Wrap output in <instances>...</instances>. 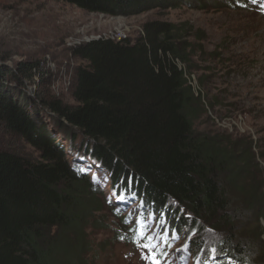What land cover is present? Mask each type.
<instances>
[{
  "label": "trees",
  "instance_id": "16d2710c",
  "mask_svg": "<svg viewBox=\"0 0 264 264\" xmlns=\"http://www.w3.org/2000/svg\"><path fill=\"white\" fill-rule=\"evenodd\" d=\"M63 1L88 12L133 15L179 0ZM177 27L149 20L133 40L98 37L76 45L72 55L84 62L72 92L76 105L50 101L48 107L93 141L87 153L110 173L113 187L125 191L132 184L134 197H122H138L142 212L155 215L158 231L177 222L189 232L208 226L222 237L194 239L190 254L206 258L215 249V261L258 264L264 257L254 243L262 234L256 221L264 214V175L257 157L264 153L245 135L196 130L203 95L180 65L187 47ZM19 69L30 72L28 64ZM5 75L0 71V80ZM24 107L0 90V124L38 152L29 159L0 150V264H88L86 229L104 227L98 199Z\"/></svg>",
  "mask_w": 264,
  "mask_h": 264
},
{
  "label": "rangeland",
  "instance_id": "374dc122",
  "mask_svg": "<svg viewBox=\"0 0 264 264\" xmlns=\"http://www.w3.org/2000/svg\"><path fill=\"white\" fill-rule=\"evenodd\" d=\"M262 5L264 0L257 4L251 0H179L175 7L107 15L88 12L63 0H0V71L6 72V78L0 80V90L14 96L39 125L46 127L73 169L81 178H87L91 193L98 199L97 218L102 219L104 227L86 229L91 240L86 254L88 264H149L150 258H144L147 249L142 245L148 244L146 237H154L150 241H157L160 246L161 236L157 225L151 224L152 217L137 204L138 197L122 200V191L116 189L118 183L113 187L110 173L89 157L86 147L93 141L48 110L50 101L62 106L76 105L72 92L77 69L84 62L72 55L73 47L98 37L133 40L149 20L176 24L179 40L187 47L186 63L179 64L186 69L194 90L203 95L204 111L195 122L196 130L226 132L233 137L245 135L259 147L256 152L264 153ZM27 64L30 72L23 73L19 68ZM0 150L29 159L38 157L21 134L4 124H0ZM257 161L264 175V157H257ZM141 219L149 228L138 239L136 225ZM256 222L262 234L254 243L261 245V251L264 214ZM176 226L171 227L169 234L175 231L179 240L168 256L157 252L160 264H166L168 259L171 264H192L194 254H190L189 247L194 239L208 242L222 237L208 226L190 232L179 222ZM254 226L255 223L250 224L247 232L253 231ZM258 264H264V257Z\"/></svg>",
  "mask_w": 264,
  "mask_h": 264
},
{
  "label": "snow or ice",
  "instance_id": "6c2138e0",
  "mask_svg": "<svg viewBox=\"0 0 264 264\" xmlns=\"http://www.w3.org/2000/svg\"><path fill=\"white\" fill-rule=\"evenodd\" d=\"M252 4H257L258 0H251ZM264 7V5H262ZM131 186V185H129ZM123 199V197H121ZM165 235H167V231H165ZM149 239H155L154 237H149ZM142 247L144 249H147V256L144 257L145 259H149V264H160V261L157 259V256L159 255L155 250V246H150L149 244H143ZM213 255L210 257V260L216 259V250H212Z\"/></svg>",
  "mask_w": 264,
  "mask_h": 264
},
{
  "label": "water",
  "instance_id": "95a60500",
  "mask_svg": "<svg viewBox=\"0 0 264 264\" xmlns=\"http://www.w3.org/2000/svg\"><path fill=\"white\" fill-rule=\"evenodd\" d=\"M91 39H93V38H91ZM91 39H88L87 41H89V40H91ZM48 110H50V109H48ZM51 111V110H50ZM52 112V111H51ZM53 113V112H52ZM54 115H55V117L56 118H58L59 120H64V122L65 123H67L66 121H65V119H63V118H59V116L57 115V114H55V113H53ZM71 126V125H70ZM72 127H74V128H78V127H76V126H72ZM79 129V128H78ZM80 130V129H79ZM81 131V130H80ZM82 132V131H81ZM83 133V132H82Z\"/></svg>",
  "mask_w": 264,
  "mask_h": 264
},
{
  "label": "bare ground",
  "instance_id": "6f19581e",
  "mask_svg": "<svg viewBox=\"0 0 264 264\" xmlns=\"http://www.w3.org/2000/svg\"><path fill=\"white\" fill-rule=\"evenodd\" d=\"M125 203V202H124Z\"/></svg>",
  "mask_w": 264,
  "mask_h": 264
}]
</instances>
